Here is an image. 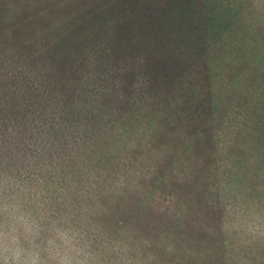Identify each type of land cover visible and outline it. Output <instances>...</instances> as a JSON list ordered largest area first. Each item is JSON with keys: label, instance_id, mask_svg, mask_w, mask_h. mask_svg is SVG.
Listing matches in <instances>:
<instances>
[{"label": "trees", "instance_id": "1", "mask_svg": "<svg viewBox=\"0 0 264 264\" xmlns=\"http://www.w3.org/2000/svg\"><path fill=\"white\" fill-rule=\"evenodd\" d=\"M5 175L99 264H264V0H0Z\"/></svg>", "mask_w": 264, "mask_h": 264}, {"label": "clouds", "instance_id": "2", "mask_svg": "<svg viewBox=\"0 0 264 264\" xmlns=\"http://www.w3.org/2000/svg\"><path fill=\"white\" fill-rule=\"evenodd\" d=\"M5 175L0 187H15ZM0 264H99L87 233L67 216L33 211L20 199H0Z\"/></svg>", "mask_w": 264, "mask_h": 264}]
</instances>
